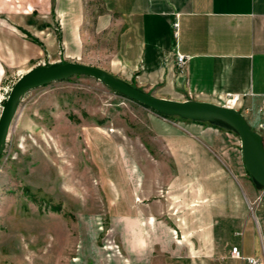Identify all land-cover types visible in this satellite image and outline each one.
<instances>
[{"label":"rangeland","instance_id":"1","mask_svg":"<svg viewBox=\"0 0 264 264\" xmlns=\"http://www.w3.org/2000/svg\"><path fill=\"white\" fill-rule=\"evenodd\" d=\"M98 1L63 0L71 8L63 20L53 8L42 10L54 0H1L0 112L13 83L37 64L81 61L124 77L115 60L117 27L114 20L97 25ZM30 9L38 25L26 24ZM15 118L0 156V264H132L122 249L124 217L155 212L177 235L211 226L212 190L233 197L237 213L264 204L250 207L261 190L245 170L235 132L216 133L206 123L184 128L95 77L72 75L31 89ZM235 154L244 179L232 176L229 194L232 178L219 164Z\"/></svg>","mask_w":264,"mask_h":264},{"label":"crops","instance_id":"2","mask_svg":"<svg viewBox=\"0 0 264 264\" xmlns=\"http://www.w3.org/2000/svg\"><path fill=\"white\" fill-rule=\"evenodd\" d=\"M54 1V7L51 3L42 10L49 12L53 8L56 16L64 20L71 8L62 7L63 0ZM98 2L101 11L95 18L97 25L106 27L114 20L117 27L115 60L127 80L133 77L155 87V94L176 99L218 102L222 94L240 93L244 106L257 109L264 95V0ZM1 3L0 0V12L5 10ZM32 11H25V22L38 25L31 20ZM176 16L178 28L174 35L171 23ZM176 50L187 56L183 68L176 64ZM179 122L184 128H203L200 122ZM206 127L216 133L219 130L213 125ZM224 160L225 165L219 164L223 176L239 175L244 179L240 172L243 165L236 154ZM242 186L252 195L246 180ZM230 190L235 192L234 178L231 187L229 181V194ZM210 193L215 198L209 217L213 222L195 233L181 228V233L177 231L175 235L166 217L144 209L132 218L124 217L120 227L125 240L122 249L134 259L132 264H242L230 256L232 245H238L244 254L260 257L264 263V204H258L253 214L245 210L237 213L229 206L233 197L224 191ZM250 200H246V206ZM201 203L199 211L205 202Z\"/></svg>","mask_w":264,"mask_h":264},{"label":"water","instance_id":"3","mask_svg":"<svg viewBox=\"0 0 264 264\" xmlns=\"http://www.w3.org/2000/svg\"><path fill=\"white\" fill-rule=\"evenodd\" d=\"M95 77L121 95L135 100L160 115L208 121L237 134L244 167L253 183L261 190L264 203V138L235 107L198 98L176 99L157 95L131 83L103 67L81 61H51L26 69L13 83L0 112V155L6 136L18 112L20 98L31 89L72 75Z\"/></svg>","mask_w":264,"mask_h":264},{"label":"built area","instance_id":"4","mask_svg":"<svg viewBox=\"0 0 264 264\" xmlns=\"http://www.w3.org/2000/svg\"><path fill=\"white\" fill-rule=\"evenodd\" d=\"M171 25L173 33L174 35H176L178 28L177 16L173 19ZM175 61L180 68H183L187 61V56L184 53L176 50ZM218 103L235 107L236 109L241 111L249 121V123L252 125V127L264 136V95L259 105L257 106V109H252V107L248 105L244 106L242 95L240 93L227 92L225 94H222L219 96ZM258 200H262L261 193L255 198V200L249 202L250 207L254 208V203ZM230 256L240 259L242 264H264L263 260L260 257L250 254H244L242 249L238 245L231 246Z\"/></svg>","mask_w":264,"mask_h":264},{"label":"trees","instance_id":"5","mask_svg":"<svg viewBox=\"0 0 264 264\" xmlns=\"http://www.w3.org/2000/svg\"><path fill=\"white\" fill-rule=\"evenodd\" d=\"M33 40L34 41H37V39L36 38H33ZM118 93V92H117ZM160 115V114H159ZM163 117H177L178 119H184V118H181V117H178V116H169V115H162ZM190 120V119H189ZM192 121H197V122H200V123H206V124H209V125H214V126H216V127H220V126H218V125H215V124H212V123H209L208 121H198V120H192ZM221 128H223V127H221ZM227 130H229V129H227ZM229 131H232V130H229Z\"/></svg>","mask_w":264,"mask_h":264},{"label":"bare ground","instance_id":"6","mask_svg":"<svg viewBox=\"0 0 264 264\" xmlns=\"http://www.w3.org/2000/svg\"><path fill=\"white\" fill-rule=\"evenodd\" d=\"M24 95V94H23ZM23 95L21 96V98H20V102H21V100H22V97H23ZM19 105H20V103H19ZM152 110V109H151ZM155 112V111H154ZM157 113V112H156ZM243 114V113H242ZM17 115V114H16ZM15 119L16 118H14L13 119V121H12V123H11V125H10V128H9V130H8V133H7V136H6V142H7V138H8V135H9V133H10V130H11V127H13V124H14V122H15ZM183 120H185V119H183ZM187 120H189V119H187ZM191 121V120H190ZM197 122V121H196ZM249 122V121H248ZM214 126V125H213ZM6 142H5V144H6ZM4 148H5V146H4ZM4 150V149H3ZM1 156V155H0ZM262 196V195H261Z\"/></svg>","mask_w":264,"mask_h":264}]
</instances>
